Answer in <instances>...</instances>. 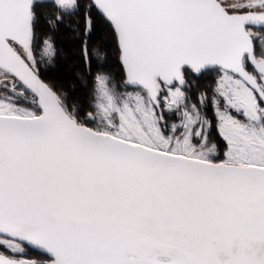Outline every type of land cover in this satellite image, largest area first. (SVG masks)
Wrapping results in <instances>:
<instances>
[{"label": "snow or ice", "instance_id": "obj_1", "mask_svg": "<svg viewBox=\"0 0 264 264\" xmlns=\"http://www.w3.org/2000/svg\"><path fill=\"white\" fill-rule=\"evenodd\" d=\"M0 264H264V0H0Z\"/></svg>", "mask_w": 264, "mask_h": 264}]
</instances>
